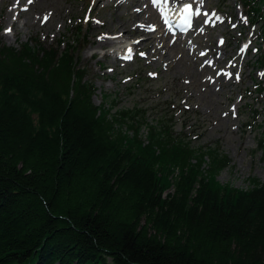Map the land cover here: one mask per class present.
<instances>
[{
  "label": "trees",
  "instance_id": "obj_1",
  "mask_svg": "<svg viewBox=\"0 0 264 264\" xmlns=\"http://www.w3.org/2000/svg\"><path fill=\"white\" fill-rule=\"evenodd\" d=\"M84 44L0 37V264H264V181L222 184L219 146L95 104Z\"/></svg>",
  "mask_w": 264,
  "mask_h": 264
},
{
  "label": "rangeland",
  "instance_id": "obj_2",
  "mask_svg": "<svg viewBox=\"0 0 264 264\" xmlns=\"http://www.w3.org/2000/svg\"><path fill=\"white\" fill-rule=\"evenodd\" d=\"M32 1L15 6L12 0H0L4 43L19 46L39 40L50 47L60 39L84 38L78 55L86 79L98 89L95 104H113L114 111L142 108L150 126L169 120L195 148L219 146L232 159V166L217 176L222 184L249 189L252 179L264 181V66L259 64L264 21L252 25L240 0H203L201 12L209 14L210 22L205 24L209 17L203 14L194 17L192 30L179 35L161 27L165 21L152 0H36L31 10ZM14 7L17 11L11 12ZM138 10L144 13L134 21ZM27 17L32 23L24 25ZM104 22L116 29L127 23L132 30L137 25L152 30L133 31L132 44L153 38L140 51L134 49L130 59L117 57L112 50L126 45L119 39H105L107 47H98L104 36L116 37L107 29L98 33Z\"/></svg>",
  "mask_w": 264,
  "mask_h": 264
},
{
  "label": "bare ground",
  "instance_id": "obj_3",
  "mask_svg": "<svg viewBox=\"0 0 264 264\" xmlns=\"http://www.w3.org/2000/svg\"><path fill=\"white\" fill-rule=\"evenodd\" d=\"M23 0H12V3L16 6V5H20L21 4V2H22ZM35 1L36 0H33L30 4H31V7H30V9L31 10H33V6L35 5ZM176 1L177 0H173L172 2H171V8L172 9H174L175 11L173 12V11H171V10H169L168 12H167V16H168V18L169 19H174L176 16H180V12H181V8H182V6L185 4V3H188L189 2V0H185V1H183L182 3L180 2V3H178V5H176ZM145 2H147V4H149V0H145ZM166 7H168L169 6V4L167 3L166 5H165ZM192 7H193V5H192ZM166 9V8H165ZM17 11V8L16 7H14L13 9H12V11L11 12H13V11ZM23 10V9H22ZM144 13V11L143 10H138V11H135L134 12V14H136L135 15V19H134V21H136V16L139 14V15H141V14H143ZM24 16H23V11H21L20 12V14H19V18H23ZM35 17V16H34ZM34 17H31V18H34ZM36 19H38V18H36ZM35 19V20H36ZM34 20V21H35ZM147 20V19H146ZM33 21V22H34ZM148 21V20H147ZM32 22L30 21V19H29V17H27L26 18V20L25 21H23V24L24 25H28V24H31ZM15 24H17V22H15L14 20L13 21H11V25L13 26V27H15ZM108 24H107V22H104L103 24H101V27H100V29L98 30V33L99 32H104L105 30L104 29H107V31L110 33V34H116V37H114V36H110V35H106V36H104L99 42H98V47L99 48H105V47H107V45H108V43H106V42H104L105 41V39H110V40H116V39H119V41H122L123 43L122 44H126L123 48H121V49H119V48H115V49H113L112 50V52H117V57H120L118 54H121V56H123V57H125V58H127L129 55L131 56V54H132V52H133V50L134 49H137V48H139V47H142V46H145V44L146 43H149V40H151L153 37L151 36V35H149L150 37H148V39H147V41H140V42H138V43H136V44H132V43H130V41H129V38L130 37H132L133 36V31H138L137 32V34H143V33H149V31H152V30H149L148 28H146V27H142V26H135V28L132 30V29H129V28H127V23H125V24H123V26H121L120 28H111V27H108L107 26ZM166 25V23L165 22H162V25H161V27L163 28L164 26ZM100 35H102V34H100ZM111 43H113V42H111ZM145 48V47H144ZM129 50H131V53H129ZM139 51L141 50V48H139L138 49ZM119 52V53H118ZM105 56H111V54H109V53H106L105 54ZM116 57V58H117ZM169 122H171L172 123V121H169ZM173 124V123H172ZM173 126H174V124H173ZM147 128V127H146ZM146 128H144L145 130H147V133H146V135L144 134V131H142V134H143V136H144V138L145 139H147V136H148V128L146 129ZM143 129V130H144ZM174 131H175V133L176 134H179V133H177L176 132V130H175V127H174ZM130 135H133V132H130ZM205 147V146H204ZM225 154V153H224ZM227 155V154H226ZM228 156V155H227ZM230 166H232V163L230 164ZM229 166V167H230ZM229 167H227V168H229Z\"/></svg>",
  "mask_w": 264,
  "mask_h": 264
},
{
  "label": "snow or ice",
  "instance_id": "obj_4",
  "mask_svg": "<svg viewBox=\"0 0 264 264\" xmlns=\"http://www.w3.org/2000/svg\"><path fill=\"white\" fill-rule=\"evenodd\" d=\"M169 2V0H152V4L154 7H156L161 14L162 19H164L165 23L168 22V16H167V12L165 9V5ZM193 3H195L197 5V7L193 10ZM203 0H189L188 3H185L182 8H181V17H182V23L184 24V26L188 29H191L192 27V23H193V19L198 18L200 15H204L205 17H209L208 13H202L201 12V7L200 5H202ZM211 16H215L217 20H219L220 22L222 21V18L219 17L216 13H212ZM210 22V17L209 19L205 20V24H208ZM97 23H99V21H97ZM212 26L214 27L215 24L213 23ZM154 30V29H153ZM201 31H203V28L200 29ZM6 31H11V29H8ZM245 48L247 47V45L244 46ZM129 53H131V50H129ZM141 55H143V53H141ZM127 58H131V56L129 55ZM237 78H239L237 76Z\"/></svg>",
  "mask_w": 264,
  "mask_h": 264
}]
</instances>
